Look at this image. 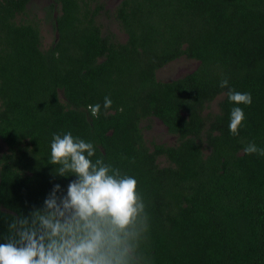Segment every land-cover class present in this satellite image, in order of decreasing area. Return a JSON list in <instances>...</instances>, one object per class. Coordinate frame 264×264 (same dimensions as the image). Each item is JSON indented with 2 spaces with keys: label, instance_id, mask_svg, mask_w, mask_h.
<instances>
[{
  "label": "trees",
  "instance_id": "trees-1",
  "mask_svg": "<svg viewBox=\"0 0 264 264\" xmlns=\"http://www.w3.org/2000/svg\"><path fill=\"white\" fill-rule=\"evenodd\" d=\"M33 2L0 0V209L27 215L66 190L75 177L48 157L52 133L71 131L138 180L148 264H264V157L244 152L264 148V0H48L43 18ZM182 58L198 65L159 78ZM223 79L252 94L239 136ZM156 121L172 142L148 137Z\"/></svg>",
  "mask_w": 264,
  "mask_h": 264
},
{
  "label": "clouds",
  "instance_id": "clouds-1",
  "mask_svg": "<svg viewBox=\"0 0 264 264\" xmlns=\"http://www.w3.org/2000/svg\"><path fill=\"white\" fill-rule=\"evenodd\" d=\"M221 88L234 106L229 131L239 136L246 115L240 105L251 106L250 92ZM106 96L103 108L110 109ZM98 117L101 105H89ZM244 152L264 157V148L249 143ZM48 163L54 175L75 177L66 190L55 184L42 207L27 215L6 214L7 230L0 233V264H148L143 242L150 230L147 205L135 176L97 156L96 146L71 131L52 133Z\"/></svg>",
  "mask_w": 264,
  "mask_h": 264
},
{
  "label": "rangeland",
  "instance_id": "rangeland-1",
  "mask_svg": "<svg viewBox=\"0 0 264 264\" xmlns=\"http://www.w3.org/2000/svg\"><path fill=\"white\" fill-rule=\"evenodd\" d=\"M48 0H34L33 5H36L37 8L35 9L36 12L39 14L41 18H43V10L42 6L47 3ZM107 7L112 9L116 6V4L120 0H105ZM103 23L108 26L111 30L115 31L119 37L124 38L125 35L122 33L118 27V24L113 21V19L109 17H104ZM42 30H43V45L44 47H48L49 45L52 44V42L55 39V29L51 23H45L43 22L42 25ZM198 65L197 61L190 60L187 58H182L178 61L172 62L168 64L167 66L163 67L162 70L159 71L158 76L159 78L163 80H170L173 78L180 77L193 69L196 68ZM154 132V133H153ZM153 132L148 133V137H153L155 136L158 139H163L169 142H172L174 138L169 136L166 132V128L163 126V124L160 121H156L154 123V129ZM153 133V135H151Z\"/></svg>",
  "mask_w": 264,
  "mask_h": 264
}]
</instances>
